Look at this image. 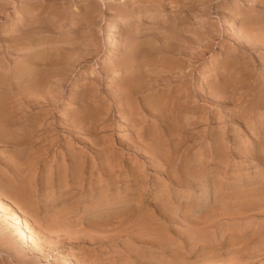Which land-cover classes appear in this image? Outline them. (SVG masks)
<instances>
[{
    "label": "rangeland",
    "instance_id": "rangeland-1",
    "mask_svg": "<svg viewBox=\"0 0 264 264\" xmlns=\"http://www.w3.org/2000/svg\"><path fill=\"white\" fill-rule=\"evenodd\" d=\"M253 2L0 0V264H264Z\"/></svg>",
    "mask_w": 264,
    "mask_h": 264
},
{
    "label": "bare ground",
    "instance_id": "bare-ground-1",
    "mask_svg": "<svg viewBox=\"0 0 264 264\" xmlns=\"http://www.w3.org/2000/svg\"><path fill=\"white\" fill-rule=\"evenodd\" d=\"M253 1V0H252ZM255 1H257V0H254V2ZM253 2V3H254ZM259 2V1H258ZM173 3V2H172ZM261 3V2H260ZM263 3V2H262ZM125 5H127V4H125ZM159 5V4H158ZM161 5V4H160ZM263 5V4H262ZM158 9H160V8H158ZM157 12V11H156ZM252 15V14H251ZM264 17V16H263ZM249 18V17H248ZM263 19V18H262ZM250 20V19H249ZM255 20L256 21H258L259 20V18H258V16H256L255 17ZM121 21V20H120ZM248 21V20H247ZM262 21V20H261ZM250 22V21H249ZM256 23H258V22H256ZM260 23V22H259ZM253 24V23H252ZM252 24H250V25H252ZM264 23H262L261 25H263ZM118 23L117 22H113L112 24H110V26H109V28H108V30H107V35H108V38H109V40L111 41V42H113V39H114V37H115V33H116V30H117V28H118ZM255 25V24H254ZM258 25V24H257ZM264 26V25H263ZM258 27V26H257ZM251 28H253V27H251ZM255 29V28H254ZM254 29H252V30H254ZM164 31V30H163ZM162 31V32H163ZM166 31V30H165ZM161 32V33H162ZM167 33V32H166ZM178 33V32H177ZM163 34V33H162ZM165 35V34H164ZM159 36H161V35H159ZM168 36V35H167ZM169 36H170V32H169ZM169 36H168V38L167 37H165L166 39H168L169 40ZM173 36V35H172ZM172 36L170 37V38H172ZM175 37V36H174ZM156 38V37H155ZM160 38H164V37H160ZM181 38V37H180ZM149 40V39H148ZM157 40V39H156ZM167 40V41H168ZM71 41V40H70ZM163 41H164V39H163ZM148 42V41H147ZM262 42H264V41H262ZM150 43V42H149ZM161 43V42H160ZM163 43V42H162ZM167 43V42H166ZM110 44H112V43H110ZM151 44V43H150ZM165 44V43H164ZM161 45V44H160ZM111 46H113V44L111 45ZM157 46V45H156ZM159 46V45H158ZM114 47V46H113ZM152 47V46H151ZM161 47V46H160ZM159 47V48H160ZM66 48V47H65ZM158 48V47H157ZM158 48V49H159ZM162 48H163V46H162ZM161 49V48H160ZM159 49V50H160ZM111 50V49H110ZM109 54H111V53H109ZM108 54V55H109ZM57 60V59H56ZM151 61V60H150ZM152 71V70H151ZM117 72V71H116ZM29 90V89H28ZM32 151V150H31ZM35 152V151H34ZM118 189V188H117ZM0 206H1V204H0ZM7 206V205H6ZM22 213V212H21ZM22 215H20V213H19V210H14L13 212H11L10 213V218L12 217L14 220L13 221H15L16 220V222H19V223H21L20 224V226L18 227V233H19V235H20V237L21 238H25L27 241H30L31 242V240H32V235L29 233V231H28V225H27V222L21 217ZM31 230V232H32V229H30ZM69 259V258H68Z\"/></svg>",
    "mask_w": 264,
    "mask_h": 264
}]
</instances>
